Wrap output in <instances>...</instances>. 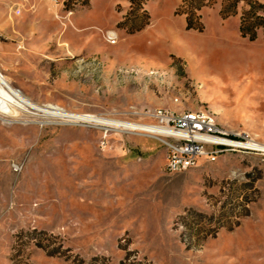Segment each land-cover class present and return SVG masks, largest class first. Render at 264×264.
<instances>
[{
    "label": "rangeland",
    "instance_id": "374dc122",
    "mask_svg": "<svg viewBox=\"0 0 264 264\" xmlns=\"http://www.w3.org/2000/svg\"><path fill=\"white\" fill-rule=\"evenodd\" d=\"M225 1L198 31L183 0H146L131 33L129 0H0V71L40 106L147 122L201 109L264 145V29L243 37L242 3L224 18ZM88 122L0 111V264H264V150L170 172L164 137ZM252 179L249 214L223 210ZM188 209L204 220L186 225Z\"/></svg>",
    "mask_w": 264,
    "mask_h": 264
},
{
    "label": "built area",
    "instance_id": "2783aa9c",
    "mask_svg": "<svg viewBox=\"0 0 264 264\" xmlns=\"http://www.w3.org/2000/svg\"><path fill=\"white\" fill-rule=\"evenodd\" d=\"M20 11V8L14 10ZM114 40L110 38L111 42ZM143 114L153 119V122L122 119L120 129L164 137L167 148L166 168L170 172H180L196 166L202 159L215 160L230 150L262 151L253 139L244 134L216 131V124L207 116H201V109L198 113H174L162 108L146 110Z\"/></svg>",
    "mask_w": 264,
    "mask_h": 264
},
{
    "label": "trees",
    "instance_id": "16d2710c",
    "mask_svg": "<svg viewBox=\"0 0 264 264\" xmlns=\"http://www.w3.org/2000/svg\"><path fill=\"white\" fill-rule=\"evenodd\" d=\"M146 0H129L130 9L126 14L123 24H130V32L141 30L147 24H149V14L143 8V4ZM210 0H183L178 13L184 14L186 19V28L202 31L204 23L199 12L203 6L208 4ZM242 3L243 10L240 15L239 31L243 37H247L249 40H255L259 29H264V2L260 0H226L220 10L222 17L226 18L230 15H236L238 13V6ZM245 186L251 189L250 193H244V195L233 196V201H225L222 205L223 210H232L236 218H240L249 214L248 204L255 201L259 194V189L255 186V179L244 183ZM231 204V205H229ZM230 206V207H229ZM229 212V211H228ZM227 212V213H228ZM193 213L200 217V221L204 220V214L198 213L192 209L186 210V212L179 216V219L185 222L187 225V219ZM237 219L234 225H238ZM219 226L213 228L212 234H216V229ZM233 227L230 225L229 228ZM201 231V230H200ZM200 233V232H199Z\"/></svg>",
    "mask_w": 264,
    "mask_h": 264
},
{
    "label": "bare ground",
    "instance_id": "6f19581e",
    "mask_svg": "<svg viewBox=\"0 0 264 264\" xmlns=\"http://www.w3.org/2000/svg\"><path fill=\"white\" fill-rule=\"evenodd\" d=\"M15 13L19 14L20 12H15ZM109 34H110L109 35L110 38H115V33L113 31H110ZM115 42L116 40L112 41V43H115ZM13 107L38 110L46 114H51L52 116H55V117L74 119L75 121L77 120H87L88 121L89 120L90 122L104 125V127H112V128H117V129H120V125L122 121L121 119H112V118L107 119V118L97 117V116L90 115V114L71 113V112L62 110L63 108L58 107L56 105H44V106L41 105L40 106L37 103L30 100L28 97L24 96L20 92L19 89L17 90L16 88H14L10 84L8 79L4 76V74H2V72L0 71V111L2 113L4 112L11 113L13 112ZM158 109H162V108H157L153 110H158ZM198 111L199 110H193V111L187 110L186 112L198 113ZM184 112L185 111L174 112V113H184ZM201 116H207L208 119H211L213 123L216 124V131H226V134H234L235 131L234 132L230 131V129L228 130L224 126H222L211 112L206 111V110H201ZM244 135L249 137L247 134H244ZM254 143L258 144V146L261 147L262 150H264V145H260L255 140H254ZM230 151H239V150H230Z\"/></svg>",
    "mask_w": 264,
    "mask_h": 264
}]
</instances>
